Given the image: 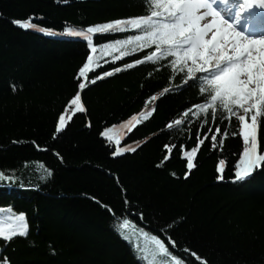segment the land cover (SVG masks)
<instances>
[{
  "label": "trees",
  "instance_id": "16d2710c",
  "mask_svg": "<svg viewBox=\"0 0 264 264\" xmlns=\"http://www.w3.org/2000/svg\"><path fill=\"white\" fill-rule=\"evenodd\" d=\"M152 7L150 0H0V206L24 213L28 225L26 236L0 237L9 264H144L119 229L127 217L186 264H264V170L243 182L233 175L244 147L242 110L229 119L219 103L196 108L210 95L186 68L173 57L147 60L155 45L133 51L123 44L139 30L93 33L91 46L73 35L150 15ZM29 17L63 36L12 23ZM89 55L93 71L81 78ZM115 68L124 70L103 76ZM77 93L85 111L57 132ZM133 117L139 122L121 142L136 150L113 155L114 141L101 133ZM258 124L264 150V116ZM197 139L204 144L189 171L184 153Z\"/></svg>",
  "mask_w": 264,
  "mask_h": 264
},
{
  "label": "snow or ice",
  "instance_id": "6c2138e0",
  "mask_svg": "<svg viewBox=\"0 0 264 264\" xmlns=\"http://www.w3.org/2000/svg\"><path fill=\"white\" fill-rule=\"evenodd\" d=\"M150 2L153 6L150 15L114 20L88 27L85 31H78L73 35L85 37L91 46V34L93 33L111 34L124 32L129 28L139 30L141 35L129 36L123 44L132 47L133 51L155 45V52L148 55L147 60L159 61L164 57H173V65L180 64L182 71L186 68L188 78L200 81L202 84L200 91L210 95L209 104H197L196 108L206 109L219 103L229 119L236 115L234 109L243 111V114L237 117L244 147L242 155L238 157V162L233 165L235 181L243 182L255 171L264 170V150L260 149L258 136V118L264 116V33H253L248 25L243 30H237L235 25L239 23V19L232 21L226 19L221 11L214 7L216 0H150ZM223 2L227 3V0ZM257 2L260 7H264V0H244L239 7L237 17L247 7ZM12 23L23 29L37 28V24L32 22L31 17L25 20H13ZM40 30L45 31V29ZM117 43L121 42L117 41ZM92 51L95 52L96 49L92 48ZM93 63L95 61L89 55L87 63L79 71V77L87 78V75L93 71ZM135 63L141 64L143 61L137 60ZM126 67H133V65ZM123 70L115 68L113 71L104 72L103 76H112L115 72ZM197 73L202 75L197 77ZM96 78L102 79L103 77L97 76ZM95 82V80L92 81L93 84ZM85 87V83H79L81 90ZM69 107L77 113L85 111L79 93L70 100ZM213 117H215V112H213ZM135 122L136 118L133 117L129 128ZM175 123L179 124L181 121ZM65 126L66 114H61L57 132L62 131ZM168 127L172 125L169 124ZM111 131L107 129L101 135L107 140L114 141L113 155L120 156L125 152L136 150L131 147L121 148L120 137L110 135ZM215 131L219 132L220 129L216 128ZM196 143V147L184 153L189 171L196 167L193 160L199 145L204 144V140L197 139ZM211 143L215 148L216 136L211 137ZM218 171L221 174L218 178L224 180V159L219 160ZM4 179L5 174L0 172V180ZM9 182H11L10 178ZM126 226L127 221L121 227ZM27 234L28 225L23 213L15 217L6 227L0 222V237L5 242ZM124 238L129 239L127 236ZM165 239L169 241L172 249L176 250L175 241H172L170 237H165ZM152 240L151 245L144 247L136 245L138 251L142 253L138 258L148 261V264H160L164 257L170 255L169 247L162 239L153 237ZM189 255L195 256L196 254L189 253ZM157 258L160 260L158 261ZM172 259L174 264H182L175 257ZM0 264H9V262L5 257L0 256Z\"/></svg>",
  "mask_w": 264,
  "mask_h": 264
},
{
  "label": "rangeland",
  "instance_id": "374dc122",
  "mask_svg": "<svg viewBox=\"0 0 264 264\" xmlns=\"http://www.w3.org/2000/svg\"><path fill=\"white\" fill-rule=\"evenodd\" d=\"M40 29H44V28H41L37 25V28L34 30H37V31H40V32H43V33H46V34L52 35V36H63V34L56 35L58 33L55 31H50L47 29H45V31H41ZM81 104H82V102H81ZM82 106H83V104H82ZM83 108H84V106H83ZM74 112L75 111L73 109H70L69 114L66 115V122ZM242 114H243V111L240 113V115H242ZM138 122H139V120L137 119L136 122L132 125L134 126ZM128 126H129V123H123V124L114 125L112 127H108V129H111L112 131L117 130L119 133L118 137H120V140H122L127 135V127ZM120 147L121 148H125V147L134 148L135 145L132 143L120 142ZM193 163H194V160H193ZM20 214L21 213L14 211L11 207H1L0 206V222H2L5 227L8 226L9 223L15 217L19 216ZM24 216H25V214H24ZM25 221H26V219H25ZM125 221H127V226L122 228L121 226L124 225ZM26 223H27V221H26ZM119 229H120L123 237H125V236L129 237V239H126V240H128L129 242L131 241L130 244L133 246V248H134L135 252L138 254V256H141L142 253H140L138 251V249L136 247L137 244L140 247H144L146 245H151L153 243V240H152L153 237H157V238L163 240V238L160 235L152 232L151 230H149L145 226L139 224L135 220L130 219L128 217L119 225ZM165 245H166V243H165ZM169 252H170V255L164 257V259L160 262V264H174L172 257H175L176 259L179 260V258L176 257L175 253L172 252L170 249H169ZM157 259H158V261L160 260V258H157ZM141 260L143 261L144 264H148V261L143 260V259H141ZM181 262H182V264H186L183 261H181Z\"/></svg>",
  "mask_w": 264,
  "mask_h": 264
},
{
  "label": "bare ground",
  "instance_id": "6f19581e",
  "mask_svg": "<svg viewBox=\"0 0 264 264\" xmlns=\"http://www.w3.org/2000/svg\"><path fill=\"white\" fill-rule=\"evenodd\" d=\"M26 217V216H25ZM26 219V218H25Z\"/></svg>",
  "mask_w": 264,
  "mask_h": 264
}]
</instances>
